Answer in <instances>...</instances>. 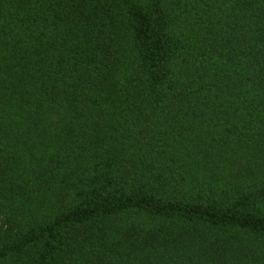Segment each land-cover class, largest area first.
I'll list each match as a JSON object with an SVG mask.
<instances>
[{
    "label": "trees",
    "instance_id": "1",
    "mask_svg": "<svg viewBox=\"0 0 264 264\" xmlns=\"http://www.w3.org/2000/svg\"><path fill=\"white\" fill-rule=\"evenodd\" d=\"M0 264H264V0H0Z\"/></svg>",
    "mask_w": 264,
    "mask_h": 264
}]
</instances>
